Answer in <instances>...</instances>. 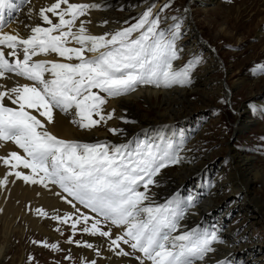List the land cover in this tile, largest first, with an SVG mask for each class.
<instances>
[{"label": "snow or ice", "instance_id": "snow-or-ice-1", "mask_svg": "<svg viewBox=\"0 0 264 264\" xmlns=\"http://www.w3.org/2000/svg\"><path fill=\"white\" fill-rule=\"evenodd\" d=\"M6 6L8 0H0V78H15V83H0V142H12L23 154L11 151L2 158L11 170L0 179V186L7 185L10 176L15 177L13 183L58 186L61 192L56 195L72 211L51 218L62 224L71 219L73 234L79 224L82 233L107 238L109 251L117 256L129 255L123 244L142 254L136 257L140 264L205 261L218 250L215 245L225 240L215 226H184L195 198L184 199L176 193L157 203L151 192L162 170L181 162L182 145L174 139L147 136L120 143L107 139L82 142L59 138L48 128L58 110L72 115L71 123L90 131L113 119L115 110L106 113L104 109L108 98L127 95L140 86L171 88L191 83L202 57L196 55L175 65L181 58L177 40L182 24L176 16L170 18L173 23H165L168 17L161 13L170 4L165 3L159 12L155 4L150 5L135 23L125 21L128 26L94 35L86 27L90 21L80 18L101 9L100 3L54 0L39 9L41 24L26 26L30 29L26 38L2 31ZM72 43L78 46H68ZM52 54L63 62L35 59ZM21 78L27 82L20 83ZM120 119L134 123L123 116ZM109 131L125 133L122 128ZM36 212L48 215L42 208ZM106 225L108 230H104ZM110 226L122 231L113 236ZM68 242L100 255L92 243L71 238ZM51 248L59 250V245ZM85 264H96V260ZM217 264L229 261L222 259Z\"/></svg>", "mask_w": 264, "mask_h": 264}, {"label": "bare ground", "instance_id": "bare-ground-1", "mask_svg": "<svg viewBox=\"0 0 264 264\" xmlns=\"http://www.w3.org/2000/svg\"><path fill=\"white\" fill-rule=\"evenodd\" d=\"M152 0H69L70 3H100L101 9L91 10L86 17L80 19L88 20L86 24L89 33L100 35L105 32H113L124 27V21L139 12L142 8L151 3ZM19 4H26L18 9L17 15L4 12L5 26L2 31L5 33L19 34L21 38H26L30 34V29L26 26H35L41 24L39 19V9L49 6L54 0H19ZM199 2L207 10L213 9L218 0H189V4ZM255 5H259L264 13V0H256ZM250 5L240 4L237 6L236 13L250 15L255 12ZM31 11V16L29 12ZM187 21H190L180 43L177 47L180 49V60L174 62L177 67L192 56L201 54L203 63L199 71L193 75L191 83L186 86H173L171 88L155 87L152 85L140 86L135 91L107 100L104 106L105 112L115 110L113 119L107 124H101L92 130H83L78 125L71 123L72 115H66L58 110L54 112V123L48 125L49 130L59 138L75 139L82 142H94L97 139L120 143L127 139L147 136L150 139L164 137L165 139H174L177 144L182 145L180 155L181 162L175 167H168L156 177L157 184L153 186L151 192L155 194L157 203L164 202L173 194L181 193L182 198H195L194 206L188 208L183 221L186 228H192L197 225L203 228H218L225 240L224 244H216V252L209 254L203 262L197 264H217L222 259L233 260L234 264H264V250L258 245V239L251 237L252 230L247 235L249 225L254 221L264 222V201L254 191L256 185L264 182V170L256 168L253 164V157L243 155L240 152L229 150L232 169L225 173L223 177L221 169H216L213 185L204 189L199 180L192 179L197 177L201 168L211 159L210 155L201 150L196 144V138L190 139L186 128L188 124V114L192 112V101L189 96L193 92L209 91L217 89L220 92V80L211 79V73L219 70V59L216 52L201 37L200 32L192 27L191 7L187 8ZM228 14V13H227ZM133 17V16H132ZM107 20V24L103 21ZM186 21V23H187ZM79 20L77 21V26ZM46 26V25H44ZM186 28V27H185ZM227 29V27L225 28ZM260 29V28H259ZM261 31V29H260ZM225 32V31H224ZM264 35V34H263ZM262 35V36H263ZM260 36V35H258ZM70 47L78 46L75 43L69 44ZM90 55V54H89ZM22 58V52L20 53ZM35 59H48L63 62V58L55 54L41 55ZM230 69V68H229ZM224 68L227 73L230 70ZM251 83L257 82V70L253 72ZM27 82L20 79V83ZM241 80L235 79L231 86H237ZM0 83H6L12 86L13 80H4L0 78ZM228 91L230 88L227 89ZM226 90V91H227ZM207 93V92H206ZM247 110L243 107L236 110L234 132L241 131L250 121L247 119ZM126 117L134 123H124L120 117ZM183 127V134H177L173 131V123H178ZM250 123V122H249ZM110 128H122L124 135H113ZM198 139V138H197ZM233 148V147H232ZM11 151L22 150L12 142H0V179L9 172L7 166L3 165L2 158L7 157ZM223 175V174H222ZM15 177L10 176L9 182L5 186H0V264H4L6 254L11 248V237L17 233L23 240H41L48 245L47 251L44 248L35 246V250L26 254L27 260L19 259L18 264H76L72 259H64L66 248L59 247V251L51 248L52 244H58L62 238H57L54 232L49 229V225L57 226L59 223L53 220V215H64L71 212V206L66 204L56 193L61 192L58 186L45 188L42 185L26 184L23 181H12ZM189 183H185L187 180ZM185 190V191H184ZM182 191L184 194L182 195ZM241 194V197H240ZM228 200V207L221 208V204ZM79 206V205H78ZM37 208H42L48 213L42 216L36 212ZM230 208L241 216L249 219V225L244 228H238L233 224H227L224 220V211ZM82 211H85L81 207ZM23 222L25 225L17 224ZM71 219L69 223H71ZM79 224L77 225L78 228ZM30 231L26 233L25 228ZM113 236L119 234L122 229L112 226ZM27 234V235H26ZM84 242L92 243L96 249L100 250V259L95 258L94 250L87 247H78L74 249L75 256L87 260H96V264H128L130 258L116 256L114 252L109 251L108 245L101 239L92 236L86 237ZM260 242V241H259ZM73 252V251H72ZM33 257L29 261V257ZM18 260V261H19ZM105 260V261H104ZM9 264H17L13 260ZM140 264V263H135ZM150 264V262H145Z\"/></svg>", "mask_w": 264, "mask_h": 264}, {"label": "rangeland", "instance_id": "rangeland-1", "mask_svg": "<svg viewBox=\"0 0 264 264\" xmlns=\"http://www.w3.org/2000/svg\"><path fill=\"white\" fill-rule=\"evenodd\" d=\"M255 1L256 0H218V2L213 5L215 8L209 9L208 12H206L207 10L203 9L205 5L199 2L189 4V0H152L149 5L132 15L133 17L131 16L125 20L128 22V25H130L136 22L148 6L155 4V11L159 12L160 8L165 3H168L170 7L165 9L161 15L168 17L165 22L166 24L173 23L170 19L172 16L180 18L182 31L177 40V42L180 43V40L184 38L183 35L185 34V30L188 25H190V21H187L185 9L187 10L188 7H191L192 27L195 26L194 28L200 32L201 37L218 56L220 68L212 72L210 78L214 79V81L218 82L220 80V83L222 82L220 92L218 93L217 89H210L209 91L191 93L189 98L192 101V112L188 114V119L185 121V124H188L186 132L190 139H195V137H197L198 139H195V143L211 157L203 168H201L199 174L196 175L197 177L192 178L194 180H199V183L204 189H208L213 185L216 169L222 170V173L219 174L220 177H223L225 173L231 171L232 162L230 160V149L240 152L243 155L253 157L254 166L264 170V68L261 67V65H264V13L262 12L261 6L255 5ZM240 4L250 5L254 8L253 10H255V12H253L250 17L245 13L237 15L236 9ZM128 25L124 23V27ZM226 27L227 29H225ZM197 55L202 57V60L194 69L191 80L203 63V56L201 54ZM224 68H230V71L226 73ZM255 70H257L258 80L257 82L251 83V74H253ZM237 78L242 82L232 87L231 83ZM189 85L190 84L186 85V87ZM228 88H230L229 91L227 90ZM241 107L247 110L246 115L250 123L248 122L241 131L235 133L234 123L236 110ZM173 124V131L177 134H183V127L180 125V121ZM138 133L139 132L132 138L133 140L137 138ZM170 167H175V165ZM233 171L234 169H232L231 172ZM192 179L187 180L185 183H189ZM184 191H182V195ZM254 191L264 201V182L258 183ZM228 205V200L226 199L224 203L221 204V208L225 209ZM224 215L225 223L233 224L239 229L249 225L250 221L246 216H241L230 208L224 211ZM17 224L22 226L25 225L23 222L19 221ZM82 227V225H79L75 234H73V229L69 221L65 224L59 223L57 226L49 225V229L54 232L56 237H61L62 241H64L58 242L59 247L66 248L64 259L70 257L69 259H72L76 264H85V262H90L91 260L75 256L74 249L81 246H78L76 243H69L68 241L70 238L74 241L84 242L83 240L89 235L103 241L105 240L104 242L107 245L109 243L108 239L105 237L82 233L80 231ZM103 227L104 230H108L109 226L106 225ZM249 227V230L246 231L247 235L252 230L251 237L258 239L260 241H258L259 247L264 250V222L257 220L249 225ZM57 228L60 230L57 231ZM28 230V228H25L26 233L30 232ZM34 241L36 243H34ZM35 246L44 248L43 252L48 250V245L44 241L38 239L33 241L23 240V235L20 237L17 233L14 234L11 237V248L6 254L4 264H9L12 260L17 264L20 262L19 259H23L24 261L25 258L27 260L28 254L26 253L35 250ZM121 247H123L126 252H129V255L124 256L130 258L131 262L128 264L140 263L136 257L142 256L141 253L138 251L133 252L129 246L123 244H121ZM50 252H52V250L46 253ZM94 254L96 259H100V255L97 256L96 252H94ZM103 264H106V261L105 263L103 262ZM229 264H234V261H229Z\"/></svg>", "mask_w": 264, "mask_h": 264}]
</instances>
